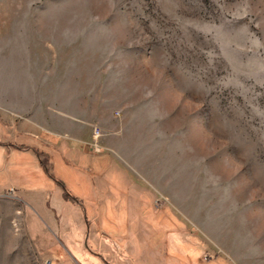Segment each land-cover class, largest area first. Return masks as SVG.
I'll list each match as a JSON object with an SVG mask.
<instances>
[{"label": "rangeland", "instance_id": "374dc122", "mask_svg": "<svg viewBox=\"0 0 264 264\" xmlns=\"http://www.w3.org/2000/svg\"><path fill=\"white\" fill-rule=\"evenodd\" d=\"M43 109L111 154L11 147ZM71 207L128 264H264V0H0V264H86Z\"/></svg>", "mask_w": 264, "mask_h": 264}, {"label": "crops", "instance_id": "0c3cea01", "mask_svg": "<svg viewBox=\"0 0 264 264\" xmlns=\"http://www.w3.org/2000/svg\"><path fill=\"white\" fill-rule=\"evenodd\" d=\"M14 115V119L10 122L14 126V140H16L17 144L11 143V147H18L20 150H30L32 153H36L35 149L40 150L41 153H46L47 148L60 147L61 152H58V154H55L54 156L55 169L58 168V162L56 159H59V157H61V160L59 159L60 161H69V157L71 155L70 150H78L83 154L96 155L109 154L111 152L108 149V145H106L107 141L103 138V140L101 139L100 148L97 149V151L92 150L94 148L91 145L93 127L94 125H97L94 117L84 116V114H69L64 111L50 113L44 111V109L36 112H29V114L26 115L23 113ZM21 137H30L35 140V143L30 145L21 142L19 141ZM104 148L107 151L103 150ZM112 158L116 161L113 156ZM59 171L62 172L61 167ZM72 209L75 211H72ZM67 210H70L69 215L74 217L73 229H75V238L71 242L72 249L86 264H93V258L98 260V262H94V264H104L102 261L105 262L106 259L109 262L107 264H128V261H130L134 256L133 253L135 245H138L137 248L139 249L141 243H146V239L143 240L142 237L139 238L134 236V239H132L131 229L126 231L124 236H121L120 239L116 236L112 238L108 237V235L105 234V230L100 227L95 230L94 239L88 237V242L86 241V245L83 250L81 244H84L83 238L85 235V225L82 223L81 219L79 224L77 210L75 207H71V209ZM67 210L65 211L67 212ZM140 249H142V247H140ZM170 252L172 254L175 253L172 251ZM185 255L187 259H181L178 257L176 264H193L192 261H194V258L192 257L190 249ZM59 258L62 259L60 256ZM210 259L211 258H209L208 261L213 262L217 261L218 258H213L215 260ZM67 261L69 264L71 263L70 260ZM72 264L74 263L72 262Z\"/></svg>", "mask_w": 264, "mask_h": 264}, {"label": "built area", "instance_id": "2783aa9c", "mask_svg": "<svg viewBox=\"0 0 264 264\" xmlns=\"http://www.w3.org/2000/svg\"><path fill=\"white\" fill-rule=\"evenodd\" d=\"M102 135V131L100 129V127L95 126L93 129V133H92V141H91V145L93 147H99V139Z\"/></svg>", "mask_w": 264, "mask_h": 264}]
</instances>
